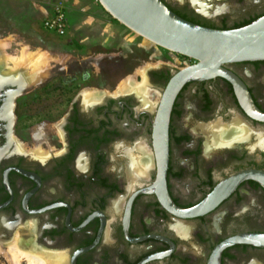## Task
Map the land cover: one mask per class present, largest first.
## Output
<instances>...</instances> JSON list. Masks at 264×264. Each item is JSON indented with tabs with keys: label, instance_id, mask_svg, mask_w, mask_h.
I'll use <instances>...</instances> for the list:
<instances>
[{
	"label": "flooded vegetation",
	"instance_id": "obj_1",
	"mask_svg": "<svg viewBox=\"0 0 264 264\" xmlns=\"http://www.w3.org/2000/svg\"><path fill=\"white\" fill-rule=\"evenodd\" d=\"M163 1L189 21L222 29L264 14V0H205V9L192 0ZM194 62L186 57L181 66L142 65L133 81H146L154 104L148 106L133 90L95 83L68 99L64 85L76 76L60 73V116L32 122L25 133L17 129L14 111L20 96H33L34 84L20 69L0 70V246L6 248L18 232L22 246L46 258L49 252L66 254V264H214L216 246L227 238L264 233V185L254 178L234 187L228 181L247 171L264 174V60L224 64L251 104L242 101L241 87L222 76L188 81L176 93L168 115L164 176L170 200L186 209L218 185L232 188L214 208L194 217L178 216L161 203L162 159L154 126L167 83ZM93 75L87 71L82 80L94 82ZM211 124H240L247 132L207 150L204 129ZM24 134L31 146L18 141ZM140 143L152 154L148 178L130 174ZM218 264H264V246L228 245Z\"/></svg>",
	"mask_w": 264,
	"mask_h": 264
},
{
	"label": "rangeland",
	"instance_id": "obj_2",
	"mask_svg": "<svg viewBox=\"0 0 264 264\" xmlns=\"http://www.w3.org/2000/svg\"><path fill=\"white\" fill-rule=\"evenodd\" d=\"M54 1L0 0V41L8 43L6 48L0 47V70L12 72L10 70L13 64L5 57L7 54L18 55L23 47H27L29 51L44 50L54 59L49 62L43 72L32 71L28 67L20 69L22 72L19 74L24 75L34 84L31 88L33 96H20L14 111L18 118L17 129H22L24 131L22 133L28 130L32 122L42 118L56 119L60 116V94L62 93L60 88L64 86L66 87L65 96L68 99L82 87L91 86L94 83L102 89H123L125 80H132L131 82L135 83L133 79L138 77L142 65L164 61L181 66L186 61L187 56L184 57L154 44L128 29L113 18L98 0L94 1L99 8L97 16L100 18L99 23L93 24L86 18L88 11L78 10L76 6L73 7L68 3L69 7L66 10L68 30L64 35H57L42 25V17L51 10ZM87 71H95L97 74L96 77L93 75L95 78L94 82H91L93 84L82 80L83 74ZM60 73L66 78L68 74H74L76 77L73 83H69L67 79V84L61 86ZM19 140L23 142V146H31L30 142H27L26 134L18 136ZM42 148L41 144H34V149L43 151ZM15 240L18 241L21 249L42 255L40 250L22 246L18 232H15L12 237V242ZM8 245L2 249L7 250ZM46 255L50 257H47L48 259L56 257L62 260V264L67 262L66 254H60L59 257L49 252ZM25 263L26 261L23 260L20 264ZM0 264H10L3 254H0Z\"/></svg>",
	"mask_w": 264,
	"mask_h": 264
},
{
	"label": "water",
	"instance_id": "obj_3",
	"mask_svg": "<svg viewBox=\"0 0 264 264\" xmlns=\"http://www.w3.org/2000/svg\"><path fill=\"white\" fill-rule=\"evenodd\" d=\"M98 1L113 18L128 29L154 44L195 61L193 64L179 69L166 85L164 92L170 89L172 91L168 115L173 99L184 83L216 76L233 80L234 84L242 88L248 103H252L242 83L224 67V64L245 60H264V14L246 25L222 29L189 21L171 10L163 0ZM150 67L152 66L145 68V70ZM176 79L179 81L172 83ZM161 127L165 144H167L168 117ZM164 176L165 171L162 184L167 202L161 203L168 210L181 217L198 216L214 208L242 179L254 178L264 185L263 173L259 171L242 172L235 175L233 180H228L231 181L232 187L223 189V193L219 195L216 202L208 201L219 185L202 202L191 208L183 209L170 200L165 188ZM234 243L264 246V233H241L227 238L216 246L214 264H218L221 249Z\"/></svg>",
	"mask_w": 264,
	"mask_h": 264
},
{
	"label": "bare ground",
	"instance_id": "obj_4",
	"mask_svg": "<svg viewBox=\"0 0 264 264\" xmlns=\"http://www.w3.org/2000/svg\"><path fill=\"white\" fill-rule=\"evenodd\" d=\"M193 2H199L200 6L205 9L207 6V2L204 0H192ZM5 46H8V43L6 41H0V47L6 48ZM8 61H10L13 66V70H18L21 68H30L32 71H42L49 65V62L53 61V57L48 53L45 52L44 50H35V51H29L27 47H23L18 55H8L5 57ZM10 63V64H11ZM141 72V71H140ZM145 72V68L143 69V73ZM183 75V74H182ZM179 79L174 80L172 83L178 82ZM145 80L142 79L141 82L138 83H133L130 80H125L124 81V90H133L135 91L141 98L142 103L146 106L153 104V102L150 99V96L148 95V90L146 88ZM238 88V86L236 85ZM238 94L240 95L242 101L244 103H248V100L246 99V96L243 91L238 89ZM171 96H172V91L171 89L168 91H165L163 94L162 98V105L160 107V119L159 122L154 126V135L155 137L158 138V146L160 143V158L162 159V164L160 165V171H159V184L160 187L158 190H160V194L162 199L165 200L166 203V196L163 193L164 186L162 184V179H163V174L166 169V162H167V144H165V139L162 135V125L163 122L165 124V121L168 117V106L171 101ZM154 105V104H153ZM172 105V104H171ZM170 111V110H169ZM162 121V125L160 126ZM215 123V122H214ZM217 123V122H216ZM220 123V122H219ZM223 125V124H221ZM209 126V125H208ZM229 126V125H228ZM222 128V127H217V125L209 126L206 129H204L205 134H206V139H205V147L206 149H211L216 146H221L222 144H230L233 142V140H236L237 137L243 133L247 132V129L244 128V126L237 124V125H230L229 127ZM167 134H168V127H167ZM244 136V135H243ZM239 138V137H238ZM261 144L264 145V139L260 140ZM138 149L140 150L141 154L137 155L136 158H131V164H132V169H130V174L135 175L137 177H142L143 178H148L149 176V167L151 166V161H152V154L149 148L147 147L146 144L140 143L137 144ZM128 153V152H126ZM132 156V155H131ZM135 159V160H134ZM130 167V168H131ZM132 170V171H131ZM129 173V172H128ZM130 175V178H131ZM129 178V177H128ZM129 178V179H130ZM134 178V177H133ZM128 179V180H129ZM134 180V179H133ZM158 184V185H159ZM157 186V185H155ZM223 189L217 188L216 191L212 193V196H210L208 202H216L217 199L219 198V195L223 193ZM119 205V204H118ZM167 205V204H166ZM179 224V222H178ZM177 226V224H176ZM180 233V232H179ZM7 250L2 249L3 247L0 246V254H3L10 264H20L21 261L25 260V264H48L49 261L53 264H57L59 262V259H48L50 258H44L42 255L28 252L27 250L21 249L19 243L17 240L15 242H12L8 245ZM59 256V255H58ZM61 259V258H60ZM62 261V260H60Z\"/></svg>",
	"mask_w": 264,
	"mask_h": 264
},
{
	"label": "built area",
	"instance_id": "obj_5",
	"mask_svg": "<svg viewBox=\"0 0 264 264\" xmlns=\"http://www.w3.org/2000/svg\"><path fill=\"white\" fill-rule=\"evenodd\" d=\"M70 0H55L50 11L42 17V25L45 29L64 35L68 30L66 10Z\"/></svg>",
	"mask_w": 264,
	"mask_h": 264
},
{
	"label": "crops",
	"instance_id": "obj_6",
	"mask_svg": "<svg viewBox=\"0 0 264 264\" xmlns=\"http://www.w3.org/2000/svg\"><path fill=\"white\" fill-rule=\"evenodd\" d=\"M72 3H71V2ZM69 3L77 7L78 10H83V11H88L87 14V19H90L92 23L94 24L95 22L99 23L100 18H98V5L94 0H70ZM69 7V5H67ZM97 14V15H96Z\"/></svg>",
	"mask_w": 264,
	"mask_h": 264
},
{
	"label": "trees",
	"instance_id": "obj_7",
	"mask_svg": "<svg viewBox=\"0 0 264 264\" xmlns=\"http://www.w3.org/2000/svg\"><path fill=\"white\" fill-rule=\"evenodd\" d=\"M248 23H250V22H248ZM248 23H246V24H248ZM246 24H244V25H246ZM241 26H243V25H241ZM240 27V26H239Z\"/></svg>",
	"mask_w": 264,
	"mask_h": 264
}]
</instances>
